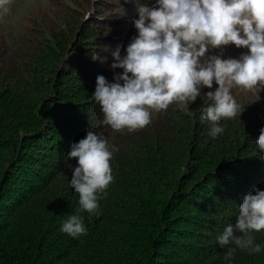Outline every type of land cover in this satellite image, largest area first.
I'll return each mask as SVG.
<instances>
[{
	"label": "trees",
	"instance_id": "trees-1",
	"mask_svg": "<svg viewBox=\"0 0 264 264\" xmlns=\"http://www.w3.org/2000/svg\"><path fill=\"white\" fill-rule=\"evenodd\" d=\"M52 1L42 20L0 30V264H228L217 238L244 196L264 190V99L234 87L244 111L222 120L215 139L200 121L215 83L187 107L154 112L144 129L113 131L92 97L98 75L123 73L111 68L123 35L107 12L113 1L79 10L83 20ZM90 130L115 149V179L101 215L81 213L87 233L73 239L60 231L79 206L67 153ZM253 235L264 245V230ZM231 264H264V250L237 249Z\"/></svg>",
	"mask_w": 264,
	"mask_h": 264
},
{
	"label": "clouds",
	"instance_id": "clouds-1",
	"mask_svg": "<svg viewBox=\"0 0 264 264\" xmlns=\"http://www.w3.org/2000/svg\"><path fill=\"white\" fill-rule=\"evenodd\" d=\"M10 0H0V9ZM155 7H138L133 21L138 35L126 47L113 52L115 82L105 76L96 78L94 101L103 113L102 124L113 131L135 132L152 123L154 112L165 111L178 103L183 107L201 96L211 103L203 108L201 123L208 122L209 135L215 139L225 129L222 120L241 116L242 105L232 89L264 90V0H156ZM246 48L239 58H222L225 46ZM211 49L220 54L208 55ZM121 81L123 83H121ZM264 152V128L256 141ZM108 141L93 131L70 145L72 168L70 187L78 194V208L62 222L60 231L76 239L86 235L84 216L101 215L100 200L114 182ZM264 230V190L253 188L243 198L234 224L225 227L217 238L227 247L224 260L231 264L237 249L258 254L264 245L256 243L253 233ZM234 245L235 247H232Z\"/></svg>",
	"mask_w": 264,
	"mask_h": 264
},
{
	"label": "rangeland",
	"instance_id": "rangeland-1",
	"mask_svg": "<svg viewBox=\"0 0 264 264\" xmlns=\"http://www.w3.org/2000/svg\"><path fill=\"white\" fill-rule=\"evenodd\" d=\"M113 6H108L107 12L118 16V30H122V37L115 43L116 46L121 44V55H126V47L130 43L131 39L138 35L137 30L134 27L133 21L138 18V7L147 5L149 7H155L156 0H112ZM52 0H10V3L6 6L7 12L0 9V30H11L15 35L20 29V22L29 16H33L36 19L42 20L46 12H53ZM65 5L59 6L57 9L62 11V14L67 18H74V16L80 17L82 9L97 6V0H61ZM80 10V12H79ZM54 14V13H53ZM85 16V14H83ZM82 16V18H83ZM76 18V19H77ZM80 17V20L82 19ZM83 20V19H82ZM77 25L78 29L81 28V23ZM121 28V29H120ZM246 48H237L235 45L225 46L223 48L222 58H239L241 54L247 53ZM220 54V49H211L208 55ZM239 90V96L248 98V96H257L258 100L264 99V90L248 91ZM263 102V101H261Z\"/></svg>",
	"mask_w": 264,
	"mask_h": 264
}]
</instances>
